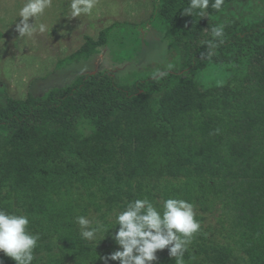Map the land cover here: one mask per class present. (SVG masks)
Returning <instances> with one entry per match:
<instances>
[{"label": "trees", "instance_id": "1", "mask_svg": "<svg viewBox=\"0 0 264 264\" xmlns=\"http://www.w3.org/2000/svg\"><path fill=\"white\" fill-rule=\"evenodd\" d=\"M238 0H224L223 10ZM184 12L190 0H158L148 21L167 32L181 68L132 87L111 71L80 75L68 86L0 104V209L29 218L38 234L32 264H119L114 245L85 241L77 216L129 201L184 199L219 213L224 242L194 234L184 264L218 254L217 264H264V16L224 26L217 11ZM115 24L85 43L64 67L100 54ZM3 33L0 31V39ZM210 41L216 47L209 49ZM209 51L213 54L209 56ZM214 63L231 72L202 86L195 70ZM158 204V203H157ZM151 264H176L168 249ZM0 264H16L0 252Z\"/></svg>", "mask_w": 264, "mask_h": 264}, {"label": "rangeland", "instance_id": "2", "mask_svg": "<svg viewBox=\"0 0 264 264\" xmlns=\"http://www.w3.org/2000/svg\"><path fill=\"white\" fill-rule=\"evenodd\" d=\"M158 0H97L91 15L72 18L71 0H52L45 12L30 18L36 31L31 36H19V9L24 0H0V104H6L8 96L26 98L29 93L44 95L51 89L73 84L85 73L111 71L119 84L132 87L137 81L156 75L161 70L181 68V54L167 32L156 22L148 21ZM264 16V0H238L229 4L214 17L217 24L226 26L237 22L252 25ZM45 31H39V25ZM115 24L109 43L100 54L81 59L64 67L60 62L77 51L85 43V35L99 38L102 29ZM168 65L172 67L169 68ZM202 86L222 84L231 78V72L214 63L199 66L194 72ZM102 210L93 207L86 217L95 227L97 222L109 228L100 232L94 241L119 246L112 239L118 229L116 216L119 209H110L106 200ZM158 203V204H157ZM155 206L162 209V200ZM195 218L204 229L205 242H224L225 232L218 223L219 213L204 211L194 206ZM116 227V228H115ZM112 228V229H111ZM105 236V238H104ZM157 254V252H156ZM218 254H202L193 264H217ZM115 264V263H111Z\"/></svg>", "mask_w": 264, "mask_h": 264}, {"label": "clouds", "instance_id": "3", "mask_svg": "<svg viewBox=\"0 0 264 264\" xmlns=\"http://www.w3.org/2000/svg\"><path fill=\"white\" fill-rule=\"evenodd\" d=\"M209 2L210 0H190L189 8L184 12L191 15L194 9L205 10ZM51 3L52 0H24L18 12L21 19L16 24L19 36H31L37 30L34 23H29L30 18L34 21ZM96 4L97 0H71V17L91 15ZM223 5L224 0H214L211 6L217 11H222ZM39 31H45L43 24L39 25ZM212 35L214 38H221L220 43H223L224 27L214 26ZM208 47L210 50L215 48V42L210 41ZM208 54L211 56L213 53L209 51ZM166 74L160 72L157 75ZM76 222L80 226V236L85 241H94L98 233H107L109 230L100 222L93 227L92 221L85 216H77ZM29 223V218L25 215L0 209V252L16 264H32L35 259L34 249L37 247L39 236L28 231ZM116 225L119 227L112 239L119 249L102 259L105 262L119 261V264H151L157 260L156 252L166 248L176 264H184V253L201 227L195 218L193 204L178 198L164 200L162 209H158L147 198L129 201L116 216Z\"/></svg>", "mask_w": 264, "mask_h": 264}]
</instances>
